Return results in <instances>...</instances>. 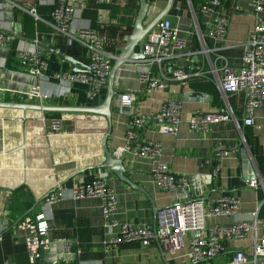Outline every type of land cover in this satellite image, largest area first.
Instances as JSON below:
<instances>
[{
	"label": "crops",
	"instance_id": "0c3cea01",
	"mask_svg": "<svg viewBox=\"0 0 264 264\" xmlns=\"http://www.w3.org/2000/svg\"><path fill=\"white\" fill-rule=\"evenodd\" d=\"M167 1L148 0L150 12L146 25L164 9ZM190 1L197 9L205 0ZM139 6V0H116L111 6V13L104 15L103 23L99 24L101 6L89 0V6L76 24L95 29L98 26L97 30L105 36L107 50L116 55L133 32ZM34 9L40 19L32 14ZM51 10L50 5L38 0H0V29L16 35L8 47H0V102L75 109L100 107L107 97L108 84L95 98H89V84L63 77L72 73L70 63L37 44L44 41L59 47L79 61L78 69L81 71L89 65L83 45H70L66 37L53 30L49 24ZM223 11L230 16L229 46L223 53L230 65L237 68L247 48L246 42L256 16L250 9L249 0H223ZM166 17L172 20L180 35L187 37L189 44L186 51H197L200 44L194 33L189 0H174V6ZM18 49L44 50L48 69L43 77L29 71L25 61L18 58ZM188 59L185 56L178 63L184 62L189 68ZM192 59L196 63L195 56ZM138 61L125 62L115 75L116 95L111 109V133L107 139V146L113 152L124 146L130 120L128 114L118 111L117 100L120 93L139 88ZM35 86H40L51 99L42 103L25 99V94ZM172 97L182 104L178 134L163 133L153 122L139 131V137L163 144L159 159L166 161L175 174L197 177L191 184L190 193L181 198H202L209 207L220 196L233 194L239 199V218L250 219L258 213L257 230H251L244 239L225 241L222 254L200 263L190 262L187 248L165 251L158 243L146 245L134 242L112 246L106 251L105 244L119 235L121 224L130 223L137 228L155 225L157 211L179 199L175 193L160 190L155 183L151 171L156 160L127 154L124 163L126 180L112 172L106 179L117 196L118 207L112 219L118 224L106 225L99 198H73L67 192L55 204L53 212L48 213L50 245L54 244L58 250V245L63 243L67 253L53 261L51 259L56 256H47L45 253L50 250L47 249L38 264H232L231 259L237 251L250 253L256 235H264V189H255L248 184L251 170L243 166L241 132L234 120L218 122L207 133L192 131L188 124L196 109L214 111L223 108L222 93L216 83L206 79L192 80L187 85L173 83L139 95L135 112L156 111L163 101ZM229 102L243 126L244 96L232 94ZM54 117L62 120L57 131L51 127V118ZM107 132L108 120L101 113L0 107V264H30L25 244L28 231L19 227V223L22 218L34 215L42 208V200L50 191L58 186L71 187L82 180L106 176L104 169L94 167L105 159L104 136ZM245 132L246 150L251 155L255 173L260 174L264 183V109L255 111L254 123L245 126ZM218 145H224L229 153L222 158L219 175L214 177L215 164L207 161ZM236 220L235 216L208 215L205 224L209 230L217 224L229 226Z\"/></svg>",
	"mask_w": 264,
	"mask_h": 264
},
{
	"label": "built area",
	"instance_id": "2783aa9c",
	"mask_svg": "<svg viewBox=\"0 0 264 264\" xmlns=\"http://www.w3.org/2000/svg\"><path fill=\"white\" fill-rule=\"evenodd\" d=\"M52 7L49 24L58 34L66 37L68 44L83 45L88 54L90 73L81 71L67 73L63 77L73 78L90 85L88 97L95 98L103 87L108 84L116 55L106 48V39L97 29L82 26L76 22L83 17L89 6V0H38ZM101 6L98 23L104 21V15L111 13V6L116 0H93ZM190 10L194 20V33L199 40L197 51L187 52L189 41L180 35L179 29L168 17L161 19L147 34L141 48L144 58L139 60L140 86L134 91L120 93L117 108L120 113L129 115L130 120L125 133L123 147L114 152L117 156L133 154L156 160L151 171L152 177L164 192H172L179 199L157 211L156 224L142 228L133 227L130 223L121 224L118 236L105 244L108 251L112 246L141 242L146 245L158 243L167 250H182L187 248L190 262L200 263L210 261L225 251V241L244 239L251 230H257L258 213L250 219L238 217L239 199L233 194H224L212 205L206 206L202 198H181L190 193L191 184L197 180L195 176L177 175L169 164L159 159L163 144L152 139H141L139 131L150 123H157L163 133L177 135L182 122V104L176 98L163 101L160 109L148 113L135 112L136 99L139 95L151 93L154 90L167 87L173 83L188 84L192 80L206 79L216 83L222 93L225 106L219 110L192 112L189 127L199 133L209 132L213 125L234 120L238 129L242 126L235 116L229 102V96L238 94L244 96V123L246 126L254 123V114L258 109H264V0H249L251 11L256 16V22L246 42V50L239 67L233 68L223 53L228 44L230 16L223 11V0H205L197 9L189 0ZM32 14L40 19L35 11ZM16 35L0 29V47H8ZM18 58L25 61L31 73L43 77L48 69V62L43 49H18ZM189 57L188 67L178 66L179 60ZM192 56H197L195 61ZM186 65V63H185ZM192 65V66H190ZM196 66L194 69L193 66ZM192 68V69H191ZM25 99L38 100L41 103L51 98L45 95L40 86L33 87L25 94ZM60 118H51L54 131L61 128ZM229 153L224 145H218L208 163L215 164L213 176L219 175L222 158ZM250 187L264 189V183L259 173L250 181ZM69 192L73 198L97 197L102 202V214L107 226L117 225L112 219L118 207L116 193L104 177L79 181L71 187L58 186L50 191L42 200V208L32 216L21 219L19 227L27 230L25 244L30 264H38L45 250L50 249L49 231L51 224L48 213H52L55 204ZM181 198V199H180ZM235 216L237 220L229 226L216 225L206 228V217ZM264 229V221L262 222ZM65 242V240H62ZM80 253V250L78 251ZM252 262L264 264V235L255 238L250 253L239 250L231 259L232 264Z\"/></svg>",
	"mask_w": 264,
	"mask_h": 264
},
{
	"label": "water",
	"instance_id": "95a60500",
	"mask_svg": "<svg viewBox=\"0 0 264 264\" xmlns=\"http://www.w3.org/2000/svg\"><path fill=\"white\" fill-rule=\"evenodd\" d=\"M140 6L135 18V22L133 25V32L127 39V43L124 47H122L119 52L116 54V61L113 65L110 75L108 77V94L104 101V103L100 107H90L86 109H75V108H61V107H51L46 106L43 104H34V103H18V102H0V107H12V108H21L23 110L28 109H36L39 111H82V112H88V113H101L105 115V117L108 120V132L104 136V143H105V159L100 164L96 165L94 168L97 169H104L107 173L104 177L105 179L110 178L111 172L115 173L117 176H119L121 179L124 178V173L126 171V167L124 165L126 155L117 156L113 151H110L107 146V139L111 133V125H112V104L114 97L116 95V91L114 89V79L115 75L118 72L119 68L125 63V62H131L135 60H141L144 58V54L142 53L141 48L143 47L145 43V39L147 34L157 25V23L163 19L165 16L168 15V13L171 11V9L174 6V0H168L166 6L164 9L156 15L152 21L148 25H146V20L148 18L149 12H150V3L148 0H139ZM37 44H39L44 50H46L49 53L55 54L58 57H60L62 60L70 63L71 69L73 73H78L81 70L78 69L79 61L75 59L73 56L65 53L62 51L59 47H53L52 45L44 42V41H38ZM198 57H195V60H197ZM178 66L184 67L185 63L181 62L178 63ZM196 66L194 65L192 68L194 69ZM191 68V69H192ZM84 72L90 73V66L86 65V69ZM245 126L244 123L241 127V136H242V161L244 167H249L251 170V175L248 177V183L252 181L255 178V171L254 166L251 163V155L249 152H247L245 144L247 146V142L245 139ZM126 180V179H125ZM194 196V195H193ZM195 197V196H194ZM197 198V197H195ZM58 250H56L54 244L50 245V250L45 253L47 256H56L55 259L51 260H57L61 259L65 256L67 253V248L63 246V243H60L58 245ZM165 254V251H163V255ZM165 257V255H164Z\"/></svg>",
	"mask_w": 264,
	"mask_h": 264
},
{
	"label": "trees",
	"instance_id": "16d2710c",
	"mask_svg": "<svg viewBox=\"0 0 264 264\" xmlns=\"http://www.w3.org/2000/svg\"><path fill=\"white\" fill-rule=\"evenodd\" d=\"M97 29L99 28L98 26L96 27ZM80 48V47H79ZM81 49V48H80ZM82 49L85 51V49L82 47ZM109 50H110V48H108ZM117 53H118V50L116 51ZM85 53H86V51H85ZM245 134H246V132H245ZM254 151H257V149L256 148H254Z\"/></svg>",
	"mask_w": 264,
	"mask_h": 264
}]
</instances>
